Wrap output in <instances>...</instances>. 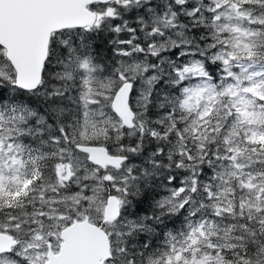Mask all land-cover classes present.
<instances>
[{"label": "snow or ice", "instance_id": "snow-or-ice-1", "mask_svg": "<svg viewBox=\"0 0 264 264\" xmlns=\"http://www.w3.org/2000/svg\"><path fill=\"white\" fill-rule=\"evenodd\" d=\"M0 264H264V0H0Z\"/></svg>", "mask_w": 264, "mask_h": 264}]
</instances>
